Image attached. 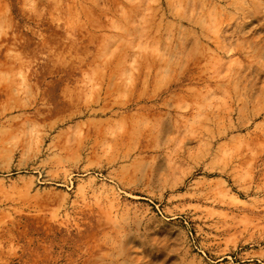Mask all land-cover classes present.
Wrapping results in <instances>:
<instances>
[{
  "label": "rangeland",
  "instance_id": "1",
  "mask_svg": "<svg viewBox=\"0 0 264 264\" xmlns=\"http://www.w3.org/2000/svg\"><path fill=\"white\" fill-rule=\"evenodd\" d=\"M0 264H264V0H0Z\"/></svg>",
  "mask_w": 264,
  "mask_h": 264
}]
</instances>
